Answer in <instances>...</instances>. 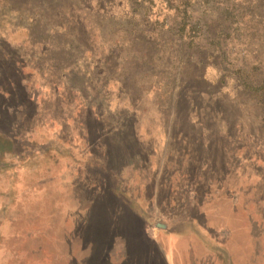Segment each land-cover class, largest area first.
I'll return each instance as SVG.
<instances>
[{
    "label": "rangeland",
    "instance_id": "374dc122",
    "mask_svg": "<svg viewBox=\"0 0 264 264\" xmlns=\"http://www.w3.org/2000/svg\"><path fill=\"white\" fill-rule=\"evenodd\" d=\"M137 1L128 45L131 0H0V264H264L261 106L165 56L172 13ZM10 3L78 44L32 41Z\"/></svg>",
    "mask_w": 264,
    "mask_h": 264
},
{
    "label": "trees",
    "instance_id": "16d2710c",
    "mask_svg": "<svg viewBox=\"0 0 264 264\" xmlns=\"http://www.w3.org/2000/svg\"><path fill=\"white\" fill-rule=\"evenodd\" d=\"M162 3L167 12L172 13L173 19L171 23L164 19L162 31H154V39L157 44L174 39L171 46L175 47L173 52L172 49L163 51L165 56L179 64L183 59L189 60V64L200 69H206L209 64L217 67L221 73L219 82L225 84L232 78L252 101L261 106L264 118V0H162ZM13 4L10 3L8 12L17 18L14 25L27 24L32 41H45L55 33L56 41L64 35L71 39L70 47L78 44L74 36L67 34L64 25L53 23L44 10L31 8V3ZM131 9L133 14L123 17L124 40L127 39L128 45L144 39L149 27L145 15L147 10L142 2L131 0ZM41 26H45L47 35H38ZM237 48L243 53L242 60L231 59L233 54L239 56ZM70 51L73 56L80 55L76 48ZM150 59L146 61L148 64ZM14 71L23 73L17 65ZM2 75L5 74H0V82L6 77ZM200 79L205 81L203 75Z\"/></svg>",
    "mask_w": 264,
    "mask_h": 264
}]
</instances>
